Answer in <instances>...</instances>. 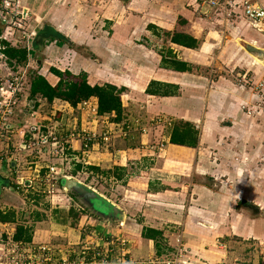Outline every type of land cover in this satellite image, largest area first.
<instances>
[{"label": "crops", "instance_id": "obj_1", "mask_svg": "<svg viewBox=\"0 0 264 264\" xmlns=\"http://www.w3.org/2000/svg\"><path fill=\"white\" fill-rule=\"evenodd\" d=\"M24 1V10L28 16L33 17L34 12H39L40 18H43L37 32L48 25L73 44L87 46L90 54L96 56L97 61H94H102L103 68H98L100 63L98 69L95 64L92 68L97 69L96 72L103 77H96L95 82H91L88 76L90 84H100L98 80L103 79L128 89L123 97L121 95L124 112L130 110L129 100L137 93L144 96L142 100L146 102V114L163 112L174 119L188 121L200 130L196 147L170 143L168 130L167 136L166 132L161 135L167 142L165 151L155 155L156 151L151 149V144L156 141L153 142L152 138L157 135L159 139L160 134L155 127L147 128V132L141 134L139 129L143 117L136 119L138 123L134 120L139 126L134 127L130 114L126 117L125 113V118L114 123L111 115H103L97 124L99 129L101 122H104L105 129L117 123L132 125L129 135L123 138V147L110 146L104 151V146L96 143L90 151L91 156L90 153L88 156V160H93L92 165L113 161L111 167L107 166L108 163L101 168L95 165L102 170L118 168L117 173L121 176L117 179L121 183L116 185L115 190H118L120 196L118 200H113L112 196H105L95 187L89 186L123 211V222H105L86 212L79 213L74 219L70 209L76 210L77 207L70 205V199L74 200L69 194L73 195L59 187L63 193L60 189L56 190L59 195L56 196L55 204L44 205L45 210L38 211L39 217L33 218L32 225H24L32 231L29 242L35 245L57 243L55 246L52 244L57 257L66 258L71 253L69 250H74L75 246L80 247L86 241H97L99 236L103 241L123 237L127 240L126 249L131 257L147 259L159 255L154 240L142 236L143 227H150L161 231L164 244L171 250L180 240L185 245L190 264H255L251 258V240L254 244L258 241L264 245V218H251V192L257 190L254 192L263 195L264 201V185L251 186V165H256L260 159L264 163V143H260L262 137L260 134L255 135L258 142L251 141V121H246L245 112L240 111L243 97L235 84H232V88L218 80L214 87H209L207 83V88L202 89L203 82L205 84L207 80H198L197 77L195 81L189 71L166 68L162 59L167 64L168 60L175 57L190 65L191 69L193 66L205 65L219 67L233 61L238 66L240 59L244 58H248L245 64L251 65V57L239 41L260 44L264 37H255L252 26L240 17L227 22L210 12L198 17L194 9L197 10L199 0ZM252 1L264 4V0ZM97 2L103 8V24L98 26L96 20L100 13H97ZM149 7L152 19L144 21L139 12ZM174 32L194 37L198 46L188 48L171 42L170 37ZM164 35L167 36L165 43ZM146 39L151 41L150 45ZM81 57H84L85 62V56ZM48 76L50 78L44 77L51 84L58 81L54 74ZM150 81L179 86L182 95L159 96L146 93ZM189 85L199 89V96L207 100V106L200 99V107L193 109ZM250 99L248 96L247 100ZM57 100L61 101L62 115L67 116L65 122L73 123L75 119L69 120V114L75 108L60 99H55L53 103ZM202 114L207 118L202 117ZM77 124L79 128L85 127L84 124L90 129L95 126L89 120L85 122L82 114L77 118ZM133 131H136L134 135ZM75 143L74 146L78 147V141ZM257 143L258 155L252 156L251 145ZM0 167V180L7 181L9 185L6 186H10V177H13L3 170L8 164L3 162ZM114 171H105L104 174L114 179L115 175L109 174ZM35 172H26L33 186L38 184V173L35 175ZM2 187L0 203L9 204L10 197L1 192ZM12 189L17 195L22 193L19 190H24L16 186ZM33 191L40 192V189ZM255 204L263 209L259 202ZM190 253L192 255H188Z\"/></svg>", "mask_w": 264, "mask_h": 264}, {"label": "rangeland", "instance_id": "obj_2", "mask_svg": "<svg viewBox=\"0 0 264 264\" xmlns=\"http://www.w3.org/2000/svg\"><path fill=\"white\" fill-rule=\"evenodd\" d=\"M24 5H26V2L24 0H18V6L16 7V9H12L11 7H8L7 9H5V11L8 13L6 15H9L14 12H18L19 15L17 13L15 14L13 18H11L10 16H7L5 20L0 21V40H4L8 42L11 46L26 47L28 49L27 61L25 63L22 62L20 64H17L14 60L9 61L0 51V126H2V123H7V122L13 126L14 128L13 130L16 135L15 140H14L15 143H17L19 139L20 140L23 139L22 138L23 130L26 131V133H28L34 127H37V128L41 127V125H43V123L47 122L48 120L49 122H51L52 126H54L55 124L58 125L60 123L61 125L65 127L67 125V130L65 129L67 132L69 131L74 132L79 129L78 127L79 125L77 124V118H79L80 114H82V110H80L78 106L77 108L75 107V109L72 110L73 111L72 114L71 113L69 114V116L71 117L69 120L74 118L75 119L74 122L67 123L65 122L67 116L62 115L60 117V120L59 119L57 120L54 117L56 115L55 108L57 109L58 107H60L59 108L60 111L62 110L61 101L57 100L55 101V103L50 104L39 97L30 98L29 83H30L31 77L35 73H40L41 75L50 78V76L48 75L51 73V69L55 68L60 71H69L72 77L75 75H79L80 73H85L87 75L88 80H89L88 76L90 77L91 82H95L94 78L96 79V77L97 78L103 77L102 74L96 72L98 68H103V66H101L103 65L102 61L100 60L99 62H96L97 61L96 56H94L93 54L92 55L90 54L91 52L88 50L87 46L85 47L81 45H75L67 37L64 38L65 36L64 35L62 36L61 34L60 35L62 37L61 36L54 37L50 35L49 31L51 30V27L47 25L43 26L42 29L37 32V30L40 29L42 26L43 18L42 17L40 18L39 12L33 13L35 17L34 16L32 17L31 15L28 16V13L24 10L25 9ZM97 5L96 6L99 9L97 10V13H100V17L98 16L96 20V23L98 26V24L100 23L103 24L102 23L103 21L101 20L102 19L101 15L103 14V8L100 2H97ZM151 5H153L152 2H151ZM114 8L115 7H113V9ZM151 11L152 10L149 7L148 9H146V11L139 12L140 13L139 15L141 17H144V21L145 20L148 21L152 19ZM194 11L198 17L203 16V14L200 13L198 8L197 10L194 9ZM13 23L15 24L13 25ZM151 28L152 26L149 25V29ZM252 30L255 31L254 33L255 37H261V39L264 37L263 34H261L259 31H257L253 27H252ZM166 38L167 36L164 35L163 36L164 43H165ZM146 40H147L146 41L147 44L150 45L151 41H149L148 39ZM142 42L144 43V40H142ZM251 44L256 47L264 49V38L262 39V41H260V44L258 43H255V44L251 43ZM81 56H85V59H86L85 62L83 61L84 57H81ZM249 57H251L250 58L251 65L250 63L246 65L244 61L245 59H248V58H244V59H240L241 60L239 63L240 65L238 66L234 64V61L230 63L229 65L228 64L221 65L219 67L214 66V65L193 66L191 71H189V73L192 74V77L195 79V81H197L196 79L197 77H198V80L199 79H202L203 81L204 79L205 81L207 80L205 84L202 81L204 85L202 89L207 88V83H209V87L210 86L214 87L215 85L218 84V80L220 81L222 80L225 84L229 85L232 88H233L232 84H235L236 87H238L239 91L241 92V97H243V99L241 100V104H240V111L245 112L246 115L244 116H246L245 117L246 121L247 120L251 121V141L253 140L255 141V143L258 142L257 141L258 137L257 136L254 137V136L260 134V136L262 137V139L260 140V143H264V63L261 60L257 59L252 54ZM93 61L95 63H92ZM99 63L100 65H98ZM94 64L96 68L98 65V68L96 70L92 68V65ZM247 69H250V70L246 71ZM224 79L229 80V81H225ZM102 80H98V83L112 84V82L110 83V82H105ZM14 87H15V93H14V96L11 98L10 91H11V88L13 89ZM177 88H179V86ZM188 88H189V91H191V96H192L191 102H192L193 109L199 108L200 99H202L198 93L199 89L194 87V85H191V86L189 85ZM119 89H121L120 95H122V97H123V94L127 92L128 90L123 85H119ZM136 94L133 99L129 100L131 101L130 110L129 111L126 110L125 112L123 111L122 117L125 118L126 116L125 113H127L126 117H128V115L130 114L135 127H139V126L135 125L134 120L139 119L140 117H143V120L141 121L142 124H140L141 126L143 125L150 126L151 121H157L159 125L155 127V129L158 130L160 137L158 139V136L155 135V138H152V141L153 142L156 141L157 144L161 146L160 150H156L155 155H157L158 153L162 154L163 150L165 151V145H167V142L163 140V137L161 135L163 133L165 134L166 132V136H167V131L168 130L170 131L175 121H183V120L178 119V118L174 119L173 116L168 115L163 112H159V113L150 112L146 114L145 113L146 102L142 100L144 96L143 95L140 96L138 94L137 96ZM177 95H182L181 91L178 89H177ZM238 95L239 94H237V96ZM248 96L251 97L250 101L247 100ZM202 100H204L203 101L204 105L207 106L208 105L207 100L206 99H202ZM82 116L84 117V120L86 122L87 121L86 115L82 114ZM202 117H204V114H202ZM204 118L206 119L207 117H204ZM88 120H90V118H88ZM225 122L226 120L224 121V123ZM168 123L170 124L168 125ZM84 125L86 128L87 124H84ZM104 125H105L104 122H101L100 129H104L103 128ZM100 129L98 127V130ZM17 130L19 131V134H17ZM135 132L136 131H133V135L135 134ZM154 132L155 131H153V134H155ZM70 139L73 145L76 144L75 143L76 140L74 137H71ZM154 139H157V140H154ZM111 141H112L111 147L113 146L112 148L114 147L121 148L124 146L123 145L124 140L121 136L115 135L112 137ZM5 144H6L5 142L2 144L1 146L2 149L6 147ZM257 145L258 143L253 146L251 145V155L252 156H254L253 154L258 155ZM74 147L75 149H78L79 141H78V147L76 145ZM108 149H109L108 147L104 146V151L105 150L107 151ZM91 150L92 148H90V151ZM89 153L90 152L88 151L87 154L89 155ZM90 156H91V153H90ZM27 157L29 156H24L23 153H19V155L16 156L17 160L15 162L13 160H7L6 163H8V167L3 169L4 172L7 175H11L13 174L12 172L13 168L16 167V169L19 168V170L23 171L24 176L28 175L27 177L30 178L29 174H26V172L30 170L31 171L36 170V169L39 170L40 172L42 169H44L43 166H45L49 162V164L54 163L56 165L55 167H57L56 170L58 171V174L56 176L58 178L56 179H58V182L56 184L54 183L53 191L47 192L48 187H47V190H45V188L41 189L40 183H39L40 180L38 178L37 185L33 186L31 183L30 186H28V188L26 189L24 188V190L22 191L19 190L22 193H19V195H17V193L11 188V186H6V185H9L7 181L0 180V186H4L2 187L1 192L4 194H8L10 197V200H8V202L9 201L11 202L9 204L8 203L4 204L1 202L2 204L0 203V213L2 211L3 213H7V214H11V212H13L14 218H15V222L14 221H6V222L0 221V256L2 255V257H4L3 256L4 254L8 253L7 246L5 244L7 242L6 232L7 231L16 232V227L18 225H23V226L29 225V224L32 225L33 218L39 217L40 212L38 211L45 210L43 208L44 205L49 206L51 203L55 204V201L57 200L56 196L59 195V192L56 190H59L60 188H62V186L59 185V179L63 177L61 175H68L70 178L77 179L85 183L86 185L90 184L92 187H95L98 191L105 194V196H108V197L112 196V198L111 197L110 198L113 200H118L120 196L118 190H115L116 185L121 183V182H118L119 180L117 179L118 178L117 175L119 172L117 173L114 171L113 173H109L112 176L114 174L116 177V178L113 177L114 179H109L104 173L94 172L88 169L89 164H92L93 160L92 161L88 160L87 162L83 163V165H81L78 162L72 163L71 160L69 161V159H64V157H60L58 155L48 153L46 151L39 152L37 155L31 154V157H29L28 159ZM260 160L258 163H256V165H251V167L253 166L251 168V186L252 187L253 186L261 187L262 185H264V181H263L264 178H262V176H264L262 174L264 172L262 171L264 163L260 162ZM69 162H71V164H68ZM101 162H97L95 164L101 168L104 164H107V163H108L107 166H109L113 161L110 162L109 160L107 163H104L103 161ZM78 164L81 165L79 168H77ZM110 167H109V170L106 168L104 170L109 171V172L113 171L112 169H110ZM0 172H1V167H0ZM124 180H126V178H124ZM46 184L50 186L51 183L49 182ZM33 189H40V192L33 191ZM60 191L63 193L61 189ZM252 191L253 192H251V218L252 217L253 218H259V217L264 218V206H263L264 201H262L263 195H260L258 192H254L257 190H252ZM24 195L27 196V198L24 197ZM69 197H71L76 203L74 204V202L70 199V205L73 204L75 207H77L75 210L77 212V216L79 215V213H85V212L89 213L87 209L82 207L81 204L77 203V200L74 196H71L69 194ZM27 199H28V202H27ZM22 200L24 201V203L22 202ZM38 202H40L39 205H38ZM256 202H259L262 205L263 209L262 208L260 209V205L259 206L256 205L255 204ZM33 209L37 210V212L33 211ZM30 233L32 234V231ZM90 242L86 241L82 243L81 245L85 243H90ZM253 242L254 241L251 240V258L255 260V264H259V262L260 264H264V245H260L258 241H256L255 244ZM29 243L31 245H35V244H32L31 242ZM41 244L44 245V243H41ZM52 244L53 243L51 242L49 243L50 246H52ZM55 244L53 245L55 246ZM66 244H69V243H66ZM66 244H64V246ZM98 244H100V242H98ZM36 245H39V244H36ZM54 246L53 248H55ZM74 250L77 251V246H75ZM188 255H192V254L190 253ZM56 258L58 259L59 257H56ZM73 259H78V255H76V257ZM191 264H195V263L192 262Z\"/></svg>", "mask_w": 264, "mask_h": 264}, {"label": "built area", "instance_id": "obj_3", "mask_svg": "<svg viewBox=\"0 0 264 264\" xmlns=\"http://www.w3.org/2000/svg\"><path fill=\"white\" fill-rule=\"evenodd\" d=\"M17 6L18 0H0V21L5 20L7 16L13 18L18 12L6 15L8 13L5 9L8 7L16 9ZM198 10L203 15L210 12L218 18H223L226 22L239 17L243 18L254 29L264 35L263 3L252 0H199ZM14 24L15 23H13V25ZM14 93L15 87L13 89L11 88V98L14 96ZM77 106L82 110V114L86 115L87 121L88 118H90L89 121L95 125L92 129L86 126V128L82 127L74 132H67V125L65 127L61 125V123H57L58 125L55 124L52 126L51 122L48 120L43 123L41 127H34L28 133L23 130V137L21 135L23 139H19V141L15 143L14 140L16 135L13 126L8 122L2 123V126H0V166L7 160H13L15 162L17 160L16 156L19 155V153L31 157V154L37 155L42 151L64 157V159L71 160L72 163L78 162L83 165V163L88 161L89 155L87 152H90V148H92L94 144H101L109 148L112 144L111 140L113 136L118 135L122 138H126L131 132L132 125L128 123L124 125L117 123L113 124L111 128L98 130L97 124L100 115L92 99L83 100L78 103ZM55 110L56 115L60 113L62 116L63 110L60 111L59 108H55ZM135 121L138 123V120ZM150 124V126H141L139 132L145 134L147 128H154L159 125L157 121H151ZM169 124L170 123H168V125ZM17 134H19L18 130ZM71 137L79 141L78 149H75L72 144ZM4 142L6 143V147L2 149L1 146ZM151 149L154 151L160 150L161 146L157 143H153L151 144ZM68 150H70L71 153L67 152ZM29 157H27V159ZM71 162L68 164H71ZM55 166L54 163L49 164L48 162L43 166L44 169L40 172L37 169L35 170L38 173L36 177L40 180L41 189L45 188V190H47L48 187L47 192L53 191L54 183L56 184L58 182V179H56L58 178L56 176L58 171ZM12 172L13 174H11V176L13 178L10 177L12 181V183H10L11 188H14V186H16L17 189L28 188V186L25 185V181L30 180L29 177H27L28 175L24 176L23 171L19 170V168L16 169V167L13 168ZM31 175L33 176V173ZM62 176L69 177L68 175ZM49 182L51 183L50 186L46 184ZM14 232L15 231L6 232L7 242L5 244L8 253L4 254V257H2V255L0 256V264H190L186 255L187 250L180 240H177V246L173 251H165L161 255L147 259H134L129 255L126 249L127 240L125 238L114 237L111 238V240L103 241L102 237L99 236L97 241H88L90 243L81 245L77 248V251L69 250L71 253L68 257H59L60 259H57L55 248L49 244L31 245L29 242L16 241L14 239ZM98 242H100V244H98ZM76 255H78V259H73Z\"/></svg>", "mask_w": 264, "mask_h": 264}, {"label": "trees", "instance_id": "obj_4", "mask_svg": "<svg viewBox=\"0 0 264 264\" xmlns=\"http://www.w3.org/2000/svg\"><path fill=\"white\" fill-rule=\"evenodd\" d=\"M46 26V25H45ZM48 26V25H47ZM50 35L56 37L61 36L59 33L51 30ZM62 37V36H61ZM65 38V37H64ZM170 41L176 44L188 48H196L198 46L197 40L187 34L180 32H174ZM0 51L9 60H14L17 64L26 62L28 59V49L26 47H15L11 46L8 42L0 40ZM163 66L166 68H172L176 71H191V66L185 62L179 61L175 57L168 60L165 64V60L162 59ZM166 66H165V65ZM51 73L54 74L58 81L53 85L51 84L43 75L40 73H35L29 83V96L30 98H41L47 103H53L55 99H60L67 102L71 107H76L78 103L83 100L92 99L94 100L97 111L100 116L111 115V120L114 122H119L122 120L123 106L121 100V89L119 87L109 84H90L87 81V75L85 73H80L79 75L71 76L69 71H60L58 69L52 68ZM177 86L166 84L158 81H150L145 92L153 95L159 96H170L177 94ZM113 114V115H112ZM57 120L60 119L61 114L58 113L54 116ZM199 141V130L188 121H175L173 127L170 129L169 142L182 146L196 147ZM67 152L71 153L70 150ZM74 153V152H73ZM81 165L78 164L77 168ZM88 169L94 172L104 173L105 171L100 169L96 165L89 164ZM118 168H115V172ZM114 176V174H113ZM118 178L120 174L118 173ZM60 180V179H59ZM71 214L76 219L77 212L74 209H70ZM0 221H14V213L11 214L0 213ZM31 228L23 225H18L16 227V232L14 234V239L16 241L29 242L31 240ZM142 236L145 238L153 239L155 242V248L157 254L161 255L165 251H173L174 249L167 248L164 244L162 233L159 230L143 227Z\"/></svg>", "mask_w": 264, "mask_h": 264}, {"label": "water", "instance_id": "obj_5", "mask_svg": "<svg viewBox=\"0 0 264 264\" xmlns=\"http://www.w3.org/2000/svg\"><path fill=\"white\" fill-rule=\"evenodd\" d=\"M239 42L249 55L252 54L264 63V49L242 40ZM34 174L36 175L37 171ZM30 184L29 180L25 181V185L30 186ZM61 186L76 198L77 203L81 204L95 217L105 222H123V211L89 185L77 179L63 176L61 178Z\"/></svg>", "mask_w": 264, "mask_h": 264}]
</instances>
